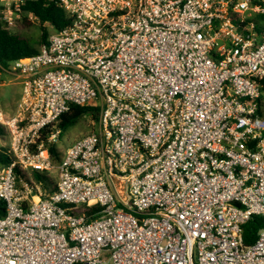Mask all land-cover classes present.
I'll list each match as a JSON object with an SVG mask.
<instances>
[{"label":"built area","instance_id":"built-area-1","mask_svg":"<svg viewBox=\"0 0 264 264\" xmlns=\"http://www.w3.org/2000/svg\"><path fill=\"white\" fill-rule=\"evenodd\" d=\"M58 1L69 23L11 63L20 109L0 108V264H264V223L243 240L264 220V0ZM1 2L8 28L24 0ZM72 105L97 129L45 194L15 168L52 172Z\"/></svg>","mask_w":264,"mask_h":264},{"label":"trees","instance_id":"trees-1","mask_svg":"<svg viewBox=\"0 0 264 264\" xmlns=\"http://www.w3.org/2000/svg\"><path fill=\"white\" fill-rule=\"evenodd\" d=\"M20 9L24 18L28 19L29 15H31L36 22L41 24L42 33L38 40L26 39L6 28L0 16V73L3 68H9L13 61L37 54L40 47L47 43L49 37L48 31L50 29L59 31L69 23V17L58 0H24ZM261 84L264 93V78ZM262 105L264 106V95ZM98 113L99 110L96 107L72 105L58 120V128L61 130V135L75 126L82 118L91 117L98 120ZM51 132V128L44 130L42 139H46L47 135ZM5 137H9L8 131L4 126L0 125V139ZM50 151L53 162L59 163L62 160L63 152L58 149L56 144L50 146ZM13 160L14 158L9 147H0V163L8 165ZM15 173L18 179L25 184L33 187L36 184L40 185L45 194L52 193L57 189L58 181L55 182L49 172L38 170L26 171L16 167ZM93 210L99 211L100 207L94 206ZM5 213L6 204L0 199V217L4 216ZM263 223V218L255 215L243 225L245 246H250L256 242L258 231L262 228Z\"/></svg>","mask_w":264,"mask_h":264},{"label":"rangeland","instance_id":"rangeland-1","mask_svg":"<svg viewBox=\"0 0 264 264\" xmlns=\"http://www.w3.org/2000/svg\"><path fill=\"white\" fill-rule=\"evenodd\" d=\"M14 8L15 5H12V10H14ZM3 10L4 5L0 0V16L3 15ZM15 15L13 16L14 25L8 27V29L26 39L38 40L42 33L41 24L29 17L28 19H26V17L24 18L23 15H20L18 18ZM48 32V35L50 36L54 32V30L50 29ZM0 75V108L7 116V118H15L19 113V104L22 97L21 79L18 77V74L12 70L11 67L3 69ZM96 129L97 120L92 119L91 117L82 118L75 126L68 129L63 135L59 137L56 145L61 152H64L72 143L79 140L83 136L95 132ZM9 144V137L0 139V147L8 148ZM54 165L55 167L51 172V177L56 182L58 181L59 176L57 170L58 163L54 162Z\"/></svg>","mask_w":264,"mask_h":264},{"label":"crops","instance_id":"crops-1","mask_svg":"<svg viewBox=\"0 0 264 264\" xmlns=\"http://www.w3.org/2000/svg\"><path fill=\"white\" fill-rule=\"evenodd\" d=\"M22 85V84H21ZM21 94H22V86H21Z\"/></svg>","mask_w":264,"mask_h":264}]
</instances>
